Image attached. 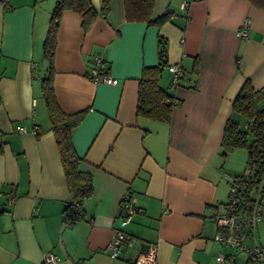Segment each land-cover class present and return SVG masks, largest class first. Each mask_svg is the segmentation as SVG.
I'll use <instances>...</instances> for the list:
<instances>
[{
    "label": "crops",
    "instance_id": "crops-1",
    "mask_svg": "<svg viewBox=\"0 0 264 264\" xmlns=\"http://www.w3.org/2000/svg\"><path fill=\"white\" fill-rule=\"evenodd\" d=\"M57 1L0 0V264H42L51 252L58 264H138L149 244L159 245L158 264H246L245 252L216 241L214 215L229 200L225 175L247 167V155L220 153L228 120L242 119L232 108L243 85L264 90V9L248 0H156L152 20L171 16L158 25L128 22L124 0H110L109 20L99 16L87 33L64 12L53 87L64 113H84L72 140L94 178L85 219L67 228L70 191L42 89ZM91 2L100 12L102 0ZM161 41L160 84L176 103L168 122L137 112L143 70L161 64ZM96 56L118 85L92 80ZM172 65L188 73L177 86ZM127 193L138 209L130 223L119 212ZM117 231L136 242L114 259L106 248ZM246 242L264 246V218Z\"/></svg>",
    "mask_w": 264,
    "mask_h": 264
},
{
    "label": "trees",
    "instance_id": "trees-1",
    "mask_svg": "<svg viewBox=\"0 0 264 264\" xmlns=\"http://www.w3.org/2000/svg\"><path fill=\"white\" fill-rule=\"evenodd\" d=\"M248 1L255 7L264 9V0ZM155 3L156 0H124L127 21L162 25L171 16L167 13L157 20H152ZM66 11L74 12L81 18V26L87 33L99 16L109 20L110 0H102L100 12L96 11L91 0H58L51 13L43 44V53L49 64V73L42 80L43 96L70 191V202L64 210L63 222L65 227L72 228L85 219L84 202L93 194L94 178L90 171L82 169V164L85 161L77 153L72 140V132L82 122L84 113L70 115L64 113L58 105L53 87L58 32L62 16ZM160 43L162 62L158 67H149L143 70L137 112L140 116L168 122L171 120L176 103L160 84L163 58L166 53L163 42ZM232 109L233 114L245 120L246 127L242 126L240 121L235 120L233 116L228 120L220 154L226 158L235 150H245L247 152L246 170H253L255 178L259 180L264 176V90H255L250 81H247L235 98Z\"/></svg>",
    "mask_w": 264,
    "mask_h": 264
},
{
    "label": "built area",
    "instance_id": "built-area-1",
    "mask_svg": "<svg viewBox=\"0 0 264 264\" xmlns=\"http://www.w3.org/2000/svg\"><path fill=\"white\" fill-rule=\"evenodd\" d=\"M7 1V0H6ZM187 2L182 4V9H186ZM243 39L248 38V31L244 27L239 31ZM104 60L96 56L94 58V68L90 72L92 80L96 83L107 85H118L119 80L106 74L104 71ZM173 75V84L179 85L180 80L188 77L187 71L177 65L169 67ZM22 132L25 129H21ZM226 179L230 184V194L228 203L222 210L217 211L214 220L218 227L215 236L216 241L222 247H230L241 252H245L246 264H264V246L247 244L248 229L254 228L259 221L264 218V204L262 203V193L264 191V176L258 180L254 171L247 169L243 174L233 176L226 174ZM257 183H256V182ZM138 211L136 200L127 193L120 203L119 212L130 223L133 216ZM136 239L122 231H117L111 239L106 250L114 259H118L123 247L132 248ZM158 244H149L140 254L138 264H158ZM219 262L226 260V255L221 253L217 256ZM42 264H58V258L54 253L45 255Z\"/></svg>",
    "mask_w": 264,
    "mask_h": 264
},
{
    "label": "rangeland",
    "instance_id": "rangeland-1",
    "mask_svg": "<svg viewBox=\"0 0 264 264\" xmlns=\"http://www.w3.org/2000/svg\"><path fill=\"white\" fill-rule=\"evenodd\" d=\"M239 121H240V123L242 124V126H244V123L242 122V119H238ZM239 153H241V155H247V152L245 151V150H241V149H238V150H236L235 151V154L234 155H238ZM240 155V154H239ZM231 157V156H230ZM245 163H246V161H245ZM241 166H244V165H241ZM245 167V166H244ZM243 167V168H244ZM242 171H243V169H242ZM241 171V172H242ZM242 255V257L244 256V254H241ZM242 257H240V258H242ZM244 258V257H243ZM244 260H245V258H244ZM242 260H240V262H241Z\"/></svg>",
    "mask_w": 264,
    "mask_h": 264
}]
</instances>
